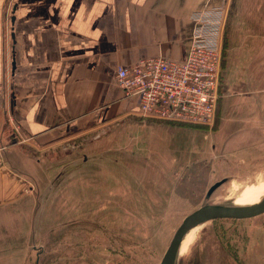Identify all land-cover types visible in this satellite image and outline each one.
<instances>
[{
	"label": "rangeland",
	"instance_id": "obj_1",
	"mask_svg": "<svg viewBox=\"0 0 264 264\" xmlns=\"http://www.w3.org/2000/svg\"><path fill=\"white\" fill-rule=\"evenodd\" d=\"M222 4L225 93L213 126L128 119L91 134L101 135L92 143L82 144L92 137L82 134L49 150V174L36 178L31 264H159L183 219L202 205L262 198L264 0ZM249 191L257 193L247 198ZM193 230L178 264H264V214Z\"/></svg>",
	"mask_w": 264,
	"mask_h": 264
},
{
	"label": "crops",
	"instance_id": "obj_2",
	"mask_svg": "<svg viewBox=\"0 0 264 264\" xmlns=\"http://www.w3.org/2000/svg\"><path fill=\"white\" fill-rule=\"evenodd\" d=\"M225 1L0 0V264H31L49 150L119 121L147 126L116 71L184 61L192 14Z\"/></svg>",
	"mask_w": 264,
	"mask_h": 264
},
{
	"label": "built area",
	"instance_id": "obj_3",
	"mask_svg": "<svg viewBox=\"0 0 264 264\" xmlns=\"http://www.w3.org/2000/svg\"><path fill=\"white\" fill-rule=\"evenodd\" d=\"M226 6L191 16L190 47L184 61L143 58L115 73V82L135 102L142 122L180 121L212 127L221 98L220 66ZM0 146V154L4 151Z\"/></svg>",
	"mask_w": 264,
	"mask_h": 264
},
{
	"label": "water",
	"instance_id": "obj_4",
	"mask_svg": "<svg viewBox=\"0 0 264 264\" xmlns=\"http://www.w3.org/2000/svg\"><path fill=\"white\" fill-rule=\"evenodd\" d=\"M13 20V18H12ZM222 75H220L221 77ZM221 94L225 93V88L221 85ZM146 125H149L148 122H145ZM100 134H95L90 138H86L82 141V144L92 143L100 138ZM80 145V144H79ZM69 147V146H68ZM62 149H65V145L61 146ZM59 149V148H55ZM216 182L213 184L205 194V200L208 201L216 188L222 183ZM207 204L202 205L199 209L195 210L188 216H186L181 222L180 226L176 229L172 235L159 264H170L178 254L181 244L189 235L190 231L193 229H198L205 224H208L213 221L219 220H248L259 215L264 214V195L255 204H250L249 206H234L228 208L225 212L216 213V212H206Z\"/></svg>",
	"mask_w": 264,
	"mask_h": 264
},
{
	"label": "bare ground",
	"instance_id": "obj_5",
	"mask_svg": "<svg viewBox=\"0 0 264 264\" xmlns=\"http://www.w3.org/2000/svg\"><path fill=\"white\" fill-rule=\"evenodd\" d=\"M225 183V181H223L217 188H216V190L221 186V185H223ZM215 190V191H216ZM214 191V192H215ZM258 193L260 192V189H258V190H256ZM213 192V193H214ZM255 191H249L248 192V194H247V198H249V197H251L252 195H255V193H257V192H255ZM213 195V194H212ZM239 195H237V197H238ZM237 197H236V199L235 200H233L234 202H233V204H231V205H225V204H222V205H218V204H216V205H214V204H212V203H208L207 204V208H206V212H216V213H222V212H225L228 208H230V207H234V206H240L241 204L240 203H237ZM232 201V200H231ZM259 202V201H258ZM255 203H257V202H255ZM255 203H252V204H255ZM250 205V204H249ZM249 205H245V206H249ZM194 232V230L191 232V233H188V234H190V235H188L187 237H186V239L183 241V243L181 244V246H180V249H179V251H178V254H177V256L175 257V259L170 263V264H178V259H179V257H180V255H181V251H182V248H183V251H185L186 250V248H187V246L190 244V242H191V240H192V233Z\"/></svg>",
	"mask_w": 264,
	"mask_h": 264
},
{
	"label": "trees",
	"instance_id": "obj_6",
	"mask_svg": "<svg viewBox=\"0 0 264 264\" xmlns=\"http://www.w3.org/2000/svg\"><path fill=\"white\" fill-rule=\"evenodd\" d=\"M135 113H136V111H135Z\"/></svg>",
	"mask_w": 264,
	"mask_h": 264
}]
</instances>
